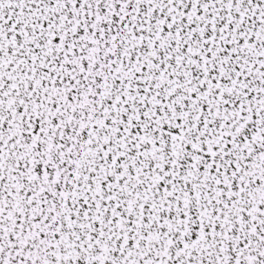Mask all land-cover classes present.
<instances>
[{"label": "snow or ice", "instance_id": "1", "mask_svg": "<svg viewBox=\"0 0 264 264\" xmlns=\"http://www.w3.org/2000/svg\"><path fill=\"white\" fill-rule=\"evenodd\" d=\"M0 264H264V0H0Z\"/></svg>", "mask_w": 264, "mask_h": 264}]
</instances>
